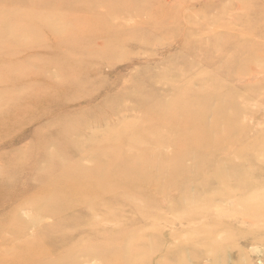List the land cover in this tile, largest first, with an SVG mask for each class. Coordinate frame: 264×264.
<instances>
[{"label": "rangeland", "instance_id": "obj_1", "mask_svg": "<svg viewBox=\"0 0 264 264\" xmlns=\"http://www.w3.org/2000/svg\"><path fill=\"white\" fill-rule=\"evenodd\" d=\"M87 15L97 18L92 32L78 34ZM80 35L95 39L87 46ZM215 55L226 58L217 68L204 61ZM192 61L200 67L193 74L184 68ZM178 67L181 80L220 93L225 110L221 145L184 161L203 164L189 181L166 193L147 185L137 195L142 212L129 203L117 209L108 197L112 210L95 216L96 228L107 230L94 233L84 192L71 197L70 209L64 196L44 205L81 164L65 167L57 157L113 128L134 125L143 139H154L137 147L177 157L169 132L151 128L142 111L156 100L170 102L172 95H153L174 87ZM71 74L83 83L72 85ZM166 75L168 85L157 82ZM0 113V224L7 222L0 234L20 233L24 219L45 213L33 242L41 252L30 264H264V0H0ZM127 139L124 146L139 142L135 134ZM209 170L218 174L208 177ZM39 184L47 192L39 194Z\"/></svg>", "mask_w": 264, "mask_h": 264}, {"label": "bare ground", "instance_id": "obj_2", "mask_svg": "<svg viewBox=\"0 0 264 264\" xmlns=\"http://www.w3.org/2000/svg\"><path fill=\"white\" fill-rule=\"evenodd\" d=\"M95 0H92L94 2ZM50 14L44 15V20H49L52 16ZM84 18H89L85 20ZM97 20V18L92 16H85L78 20V26L76 27V32L78 34H85L86 32H92L90 29V24ZM25 26L29 25V22H23ZM46 25V23H44ZM80 35L79 38L87 39V46L95 39V35ZM114 38L111 37L113 40ZM102 40V41H106ZM88 53H93L90 49H87ZM222 52V50H221ZM75 51L71 50L68 52V57L75 55ZM222 54L228 58V55ZM101 55V54H100ZM86 56V55H85ZM102 56V55H101ZM84 57V56H83ZM222 56H211L204 58V61L208 64L213 63L220 65V62H225L226 58ZM199 63L197 61L189 62L184 66L186 72L191 74L199 70ZM70 68V67H69ZM218 71L227 72L226 69H217ZM61 74H65L66 70L63 72L59 71ZM184 73V69L178 67L175 69V79L174 87L168 85V76H161L157 79L160 84H167L168 88L162 92L154 91V97L157 98L158 94L165 93L169 96L172 95V99L169 103H165L161 100H156L153 105L147 106L142 112L147 115V119H150L153 129L164 128L163 131H168L169 136L173 140H169L171 144H174L175 152L177 157H166L162 158L155 151H148V149H141L140 143L145 144L149 141H153V136L148 134L149 139H143L141 132L134 128L131 129L130 125H127L121 129H111L112 133L110 136L101 138H92L90 142L84 143L85 147L82 146V150L78 147L73 146L70 154L66 158L57 157L61 162H65V167L69 166L70 163L76 162L81 163L78 169L74 172L69 171L64 174L61 179V187L59 188V195L54 194L52 191L51 201L44 200L42 203L45 205L53 203L56 198L59 199L64 196L65 206L70 209V203L72 196L84 192L83 202L84 208H92L90 216H93V224L88 230L90 233H94L97 230L103 231L107 228H96L98 227V219L95 216L98 213H103L110 205L106 203L105 200L112 197L116 200V207L121 208L125 203L132 205L135 211L142 212L145 209L144 202L142 199L138 198L137 195L141 192L147 191V185L155 187V191L166 193L168 189L172 190L176 185H181L186 178L195 172L194 168L203 166L202 162L185 164L184 161L192 155V157H202L203 148H217L221 145V134H220V124L222 119V113L225 111L222 109L223 106L222 96L220 93H215L212 95L211 92H203L197 89L189 79L181 80L180 76ZM74 75H69V82L72 85H80L83 82L80 77L73 78ZM73 78V79H72ZM66 81V82H68ZM189 82V83H188ZM59 85V82H55ZM170 92V93H168ZM34 94H31L32 97ZM19 96V100H23L28 97ZM218 100V104L215 106V100ZM194 108V109H193ZM2 109V108H1ZM9 111V110H6ZM3 113V112H1ZM0 113V114H1ZM212 115L213 119L210 122L208 119ZM158 118H156V117ZM130 124V123H129ZM113 127V126H112ZM72 131L74 129L73 125L70 128H62ZM44 130V129H42ZM130 131L131 133L128 135ZM158 131V130H157ZM110 133V132H109ZM104 134V133H103ZM135 134L139 142L136 144H127L124 146V142L128 141L130 135ZM105 135V134H104ZM108 135V134H107ZM84 139V138H83ZM43 146L48 143V141H41ZM175 142V143H174ZM32 144V143H31ZM30 144V145H31ZM75 144V143H74ZM29 145V147H30ZM28 147V148H29ZM80 147V146H79ZM151 149H155L152 147ZM56 158V157H55ZM67 159V161H66ZM84 160L90 162H96L95 166H88L84 163ZM13 162H22V159H11ZM121 165L122 169H112L113 166ZM71 167V166H69ZM218 174L216 170H209L208 177ZM189 181V180H187ZM60 186V183H59ZM67 187V188H65ZM47 185L39 184L36 191L40 193L47 192ZM39 194L31 197V199H36ZM124 194V195H123ZM123 195V198L121 197ZM57 196V197H56ZM54 200V201H53ZM101 201L100 204L93 207L95 202ZM262 202V200L260 201ZM252 209L255 205L251 206ZM258 207V205H257ZM109 210H112L109 207ZM116 213V211H115ZM209 213V210L206 211ZM115 214H110L109 216H114ZM45 213L38 211L33 214L28 220L24 219L22 224L27 228H22L20 233H15V235L10 237H4L0 234V245L3 244L6 248H0V264H30V261H37V257L41 250L35 254L33 242L38 238V235L43 230L41 226ZM1 220V219H0ZM7 222H2L0 227H6ZM100 223L99 225H101ZM6 230L8 232L12 231V228ZM41 228L35 233V230L30 228ZM61 227V226H60ZM6 229V228H5ZM55 231H59L63 228H54ZM47 230H50L48 228ZM27 238V239H24ZM24 239L23 242L17 243L16 240ZM133 240H135L133 238ZM107 242V241H105ZM103 242V245H105ZM44 255L40 256L38 260L42 259ZM45 260H40L38 264H44Z\"/></svg>", "mask_w": 264, "mask_h": 264}]
</instances>
